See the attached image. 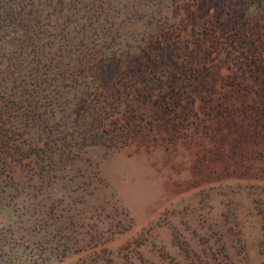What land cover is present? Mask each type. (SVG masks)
Returning a JSON list of instances; mask_svg holds the SVG:
<instances>
[{
	"label": "trees",
	"instance_id": "obj_1",
	"mask_svg": "<svg viewBox=\"0 0 264 264\" xmlns=\"http://www.w3.org/2000/svg\"><path fill=\"white\" fill-rule=\"evenodd\" d=\"M245 1L264 9V0ZM212 2L0 0V206L17 198V172L34 185L55 184L87 149L124 147L140 133L142 111L169 127L190 122L192 112V121L210 117L237 87L251 86L244 96L251 108L234 98V111L216 115L252 112L264 135V35L245 20L249 8L226 25L210 12ZM112 75L121 79L106 92L97 83ZM118 91L124 102L112 97ZM88 168L98 179L97 166Z\"/></svg>",
	"mask_w": 264,
	"mask_h": 264
},
{
	"label": "rangeland",
	"instance_id": "obj_2",
	"mask_svg": "<svg viewBox=\"0 0 264 264\" xmlns=\"http://www.w3.org/2000/svg\"><path fill=\"white\" fill-rule=\"evenodd\" d=\"M210 7L226 25L249 8L245 20L258 22L256 33L264 35V9L245 0H213ZM112 76L97 83L106 92L121 79ZM247 89L255 87H237L210 117L192 121V112L190 122L169 127L155 126L142 111V129L124 147L87 149L55 184L34 185L30 174L17 172V198L0 206V264H264L263 131L252 112L216 115L234 111V98L251 108ZM157 113L155 124L162 121ZM89 163L97 166L96 180ZM81 237L86 246L75 247ZM99 237L111 241L102 245Z\"/></svg>",
	"mask_w": 264,
	"mask_h": 264
}]
</instances>
